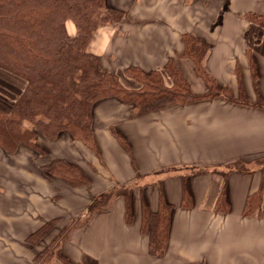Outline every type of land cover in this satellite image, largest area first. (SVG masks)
<instances>
[{"label": "crops", "instance_id": "obj_1", "mask_svg": "<svg viewBox=\"0 0 264 264\" xmlns=\"http://www.w3.org/2000/svg\"><path fill=\"white\" fill-rule=\"evenodd\" d=\"M108 2L123 10L124 18L102 25L89 47L125 86H141L125 73L130 67L162 70L171 86L164 66L173 57L191 91L205 93L207 84L183 56V35L192 33L210 43L203 61L208 75L218 86L230 87L235 98L243 93L249 104L217 96L137 116L131 104L107 97L93 106L96 151L67 131L53 140L37 136L44 155L27 144L16 153L0 147V200L11 210L0 207V218L8 223L0 233V264H264V171L182 170L189 164L217 166L264 156V108L253 104L258 95L264 98V28L249 18L264 15V0ZM68 30L75 33L71 21ZM0 76L7 79L0 82L1 93L17 98L25 81L1 68ZM56 158L79 164L90 183L73 186L47 176L41 165ZM171 165L177 170L161 173L159 187L146 186L141 195L151 212L158 209L161 192L172 205L163 256L150 253L149 235L141 231V198L131 204V221L124 196L105 211L87 212L93 196ZM12 173L24 180L16 176L20 184H14L10 197L4 181L8 186ZM223 189L228 210H216ZM259 190L261 208L245 214L247 199ZM185 191L188 205L183 204ZM55 218L61 220L42 241H26ZM248 243L256 249L250 251Z\"/></svg>", "mask_w": 264, "mask_h": 264}, {"label": "trees", "instance_id": "obj_2", "mask_svg": "<svg viewBox=\"0 0 264 264\" xmlns=\"http://www.w3.org/2000/svg\"><path fill=\"white\" fill-rule=\"evenodd\" d=\"M124 15L123 10L112 7L108 0H0V68L25 81L17 98L0 92V147L5 152L16 153L20 145L27 144L37 154L44 155L46 151L36 142L37 136L53 140L62 131H67L74 139L96 151L93 106L107 97H117L131 104L136 113L133 115L137 116L169 105L216 96L249 104L242 97L243 93L235 98L230 87L218 86L216 80L208 75L203 61L210 43L192 33L183 35V56L192 60L195 70L204 78L208 88L205 93L191 91L173 57L164 66L172 78L171 86L165 84L162 70L146 73L137 67H130L125 73L141 86H125L117 73L103 67L101 57L91 52L89 47L99 27L115 24ZM249 18L264 28V15L250 14ZM69 21L75 26L73 34L68 30ZM253 104L264 108V98L258 95ZM236 160L228 163L231 166L229 170H251L243 168L245 165L241 167L240 159ZM210 167L196 165L192 168L194 171ZM41 168L47 176L61 178L73 186L90 183L88 174L79 164L62 158L53 159ZM176 168L171 165L161 171L169 172ZM261 170L264 171V162ZM115 188L112 186L93 196L87 212L98 211L104 204V198L114 192L127 198V220L131 221L130 194L116 192ZM184 194L183 204L188 205L189 195L186 191ZM261 200V190L253 193L245 203L244 213L259 210ZM216 205L219 210H228L224 189ZM171 209L172 205L167 203L162 192L155 212L142 204L141 231L149 235L151 254L162 256L165 253ZM60 220L46 221L26 241L38 244ZM43 252L36 258H41Z\"/></svg>", "mask_w": 264, "mask_h": 264}, {"label": "rangeland", "instance_id": "obj_3", "mask_svg": "<svg viewBox=\"0 0 264 264\" xmlns=\"http://www.w3.org/2000/svg\"><path fill=\"white\" fill-rule=\"evenodd\" d=\"M113 24V23H112ZM100 28V27H99ZM203 78V77H202ZM203 80H204V78H203ZM1 81H3V82H6L7 81V79H4L2 76H0V82ZM205 81V80H204ZM206 83V82H205ZM0 87H4V85H2L1 83H0ZM1 90L2 89H0V92H1ZM233 96H234V94H233ZM217 97V96H216ZM242 97H244L245 98V96H242ZM239 98V97H238ZM133 112H134V110H133ZM134 114H136L135 112H134ZM235 161V160H234ZM237 161V160H236ZM239 161V163H242L241 164V167H242V165H245L243 168H249V169H256V168H261V163L262 162H264V156H261V157H257V158H255V159H253L252 161H247V160H245L244 158H241L240 160H238ZM244 163V164H243ZM232 163H230V165H231ZM240 165V164H239ZM238 165V166H239ZM191 166V167H190ZM195 167V164H189V165H185L183 168H182V170H185V171H187V170H190V171H193V168ZM233 167V166H232ZM188 168V169H187ZM211 169H215V170H220L221 172L220 173H224L223 175H226L227 173H229V172H232V171H235V170H229V169H231V166H229V164L228 163H223V164H220V165H217V166H211L210 167ZM13 172V171H12ZM16 172V171H15ZM172 172V171H171ZM161 173H163V172H153V173H149V174H144V175H142V174H137V177L133 180V181H131V182H129V183H125V184H116V185H113L114 187H117V188H115V189H117L116 190V192H126L127 194H130V204H132V202L135 200V199H139V198H141V195L143 194V189L144 188H146V186H151V185H157L158 187H159V185H158V182H159V180H160V177H161ZM11 175H14V176H12L13 177V179H11V183H10V181H7V184H8V186H6V182L4 181V183H5V187L6 188H9V196L11 197V195H12V192H13V189H14V184L16 183V184H20V183H22V179H21V174L19 175V174H15V173H12ZM16 176H18V177H20V183H19V180H18V177L16 178ZM24 180V179H23ZM105 191V190H104ZM103 192V191H102ZM100 194V193H99ZM119 196H122V195H116L114 192L113 193H110V195H107L106 196V198H104V204L100 207V208H98V211H96L95 213H97V212H102V211H105V210H107V209H109V207L110 206H112V204H113V201L117 198V197H119ZM125 197V196H124ZM125 200H126V205H127V198L125 197ZM140 200V199H139ZM141 200H143L142 201V203L141 204H143V203H145V205H147L146 204V202H145V200H144V198H143V196H142V198H141ZM136 201V200H135ZM0 204H2V206H0L1 207V209L3 210V212H5V213H8V212H11V210H8L9 208L7 207V204H6V202H5V199L2 197V200H0ZM148 206V205H147ZM215 209L216 210H219L218 208H217V205L215 206ZM16 210H13V212H15ZM127 211H128V209H127ZM126 211V212H127ZM221 211H225V210H221ZM5 213L3 214V216L5 215ZM128 213H129V211H128ZM131 214H132V209H131V212H130ZM15 214V213H14ZM141 214H142V207H141ZM132 217H133V214H132ZM170 217H171V215H170ZM8 223L4 220V219H1L0 218V233H2V232H4V231H6V229H7V227H6V225H7ZM17 225V228H16V226L14 225V228H16V229H20V225L17 223L16 224ZM259 244V243H258ZM248 248H249V250L251 251L253 248H255L256 249V247H257V245H253L252 247V249H251V245L248 243ZM261 250V248L259 249V251ZM246 255L247 254H249V255H251V253H245ZM164 255V254H163ZM162 255V256H163Z\"/></svg>", "mask_w": 264, "mask_h": 264}]
</instances>
